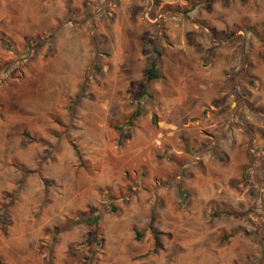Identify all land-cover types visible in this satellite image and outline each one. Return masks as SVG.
Returning a JSON list of instances; mask_svg holds the SVG:
<instances>
[{
	"label": "rangeland",
	"instance_id": "rangeland-1",
	"mask_svg": "<svg viewBox=\"0 0 264 264\" xmlns=\"http://www.w3.org/2000/svg\"><path fill=\"white\" fill-rule=\"evenodd\" d=\"M0 264H264V0H0Z\"/></svg>",
	"mask_w": 264,
	"mask_h": 264
},
{
	"label": "trees",
	"instance_id": "trees-1",
	"mask_svg": "<svg viewBox=\"0 0 264 264\" xmlns=\"http://www.w3.org/2000/svg\"><path fill=\"white\" fill-rule=\"evenodd\" d=\"M52 37H53V34L50 32L45 39H43L42 41L36 42L34 46H32L29 42H27V40L25 42V45H26V47H28L30 49H36V48L42 46L44 44V42H46V41L50 42ZM157 76H158V74H157V70H156V58L153 56L151 58V60H150V63L148 65L147 69H146L145 80L146 81H151V80L155 79ZM139 113H140V111L138 109L134 110L132 112V114L130 115V118L127 121V124L131 125L132 121L139 115ZM75 151H76V154L79 156V151L77 149H75ZM82 220H85L86 223H92V222L94 223L95 222L94 218H90L88 220V219H86L84 217V219H82ZM149 229L153 230L152 224H149ZM134 231H135V238L139 239V237L141 236L142 231H138V230H135V229H134ZM155 241H156V239H155Z\"/></svg>",
	"mask_w": 264,
	"mask_h": 264
},
{
	"label": "bare ground",
	"instance_id": "bare-ground-1",
	"mask_svg": "<svg viewBox=\"0 0 264 264\" xmlns=\"http://www.w3.org/2000/svg\"><path fill=\"white\" fill-rule=\"evenodd\" d=\"M74 51H76V50H74ZM77 52V51H76ZM64 60V59H63Z\"/></svg>",
	"mask_w": 264,
	"mask_h": 264
}]
</instances>
